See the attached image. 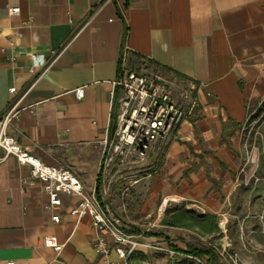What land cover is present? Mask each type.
<instances>
[{
	"label": "crops",
	"instance_id": "crops-1",
	"mask_svg": "<svg viewBox=\"0 0 264 264\" xmlns=\"http://www.w3.org/2000/svg\"><path fill=\"white\" fill-rule=\"evenodd\" d=\"M124 52L134 68L142 59L195 83L200 99L158 175L128 202V231L155 246L130 264H177L156 248L191 254L205 247L219 256L229 240L219 223L245 202L244 125L264 99V0H0V118L15 104L18 111L8 133L42 163L91 185L99 153L81 144L110 125ZM47 200L28 165L13 156L0 163V264H104L90 218L76 223L69 214L79 199L63 197L58 224ZM183 211L199 223H173ZM49 236L63 245L60 253L45 245Z\"/></svg>",
	"mask_w": 264,
	"mask_h": 264
},
{
	"label": "built area",
	"instance_id": "built-area-1",
	"mask_svg": "<svg viewBox=\"0 0 264 264\" xmlns=\"http://www.w3.org/2000/svg\"><path fill=\"white\" fill-rule=\"evenodd\" d=\"M92 1L101 6L111 0ZM9 12L17 15L19 8ZM114 86L119 88L120 94L112 108L110 125L101 138L81 144L82 148L92 147L99 153L97 172L91 185L85 186L68 169L42 163L8 133L10 123L18 114L17 104L0 118V163L13 156L19 164L31 168L32 176L42 182L48 196L44 209L53 213L52 221L56 224L61 220L59 211L63 197L78 198L77 206L69 214L76 223L90 218L94 253L103 258L104 264H130L138 250L154 249L155 246L144 241L141 235L128 231V202L137 186L158 175L167 145L185 120L196 118L200 99L195 83L157 68L149 69L144 64L134 68L128 63L127 52L120 60ZM10 92H15V88ZM75 94L81 99L83 88L76 89ZM225 225H220L224 233ZM147 226L148 229L154 227V223ZM45 245L57 253L63 249L55 236L46 237ZM231 247L228 240L221 245V252L227 255L229 263L238 264L235 255L228 253ZM156 249L170 258H179L177 264H209L205 258L193 254ZM111 253L117 255L116 260H110Z\"/></svg>",
	"mask_w": 264,
	"mask_h": 264
},
{
	"label": "rangeland",
	"instance_id": "rangeland-1",
	"mask_svg": "<svg viewBox=\"0 0 264 264\" xmlns=\"http://www.w3.org/2000/svg\"><path fill=\"white\" fill-rule=\"evenodd\" d=\"M143 64L153 69L148 61ZM243 141L248 151L240 170L245 202L230 210L226 228L233 248L228 253L235 255L238 264H264V99L250 112ZM218 253L214 264H231L226 254Z\"/></svg>",
	"mask_w": 264,
	"mask_h": 264
},
{
	"label": "trees",
	"instance_id": "trees-1",
	"mask_svg": "<svg viewBox=\"0 0 264 264\" xmlns=\"http://www.w3.org/2000/svg\"><path fill=\"white\" fill-rule=\"evenodd\" d=\"M139 62H140V64H142L143 63L142 59H140ZM150 65H151V63H150ZM155 67L157 69L163 71V72L170 73L169 71L165 70L164 68H162L160 66H155ZM181 215L180 216L179 215L175 216L172 219V222L173 223H181L180 218L182 217L183 221L193 222L195 224L199 223V219H197V217H195V215L190 213V212L183 211L181 213ZM203 219L204 218H202V220ZM190 253L193 254V255L205 258L209 264H214L217 261L218 257H219L214 251H212V249L205 248V247H201L199 249L191 250Z\"/></svg>",
	"mask_w": 264,
	"mask_h": 264
}]
</instances>
